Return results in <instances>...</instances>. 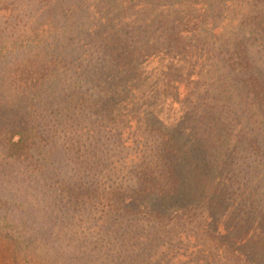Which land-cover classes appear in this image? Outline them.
I'll use <instances>...</instances> for the list:
<instances>
[{"label": "trees", "instance_id": "obj_1", "mask_svg": "<svg viewBox=\"0 0 264 264\" xmlns=\"http://www.w3.org/2000/svg\"><path fill=\"white\" fill-rule=\"evenodd\" d=\"M78 5L86 14L63 27L55 57L14 63L0 82V92L29 99L0 107V264H264V70L251 71L248 46L225 45L215 17L197 7L170 19L159 0ZM13 12L0 1V32ZM89 17L113 30L107 69L90 58ZM194 39L210 57L192 61L197 78H185L173 57ZM156 50L174 54L165 62ZM152 54L164 62L159 73L142 64ZM221 77L233 89L211 94L210 78ZM164 100L178 107L159 111ZM254 113V124L241 116ZM185 120L201 130L196 146L178 127ZM233 120L243 125L237 153L262 175L238 191L226 178L216 188V173L236 158L229 149L214 156L210 142L233 137Z\"/></svg>", "mask_w": 264, "mask_h": 264}, {"label": "rangeland", "instance_id": "obj_2", "mask_svg": "<svg viewBox=\"0 0 264 264\" xmlns=\"http://www.w3.org/2000/svg\"><path fill=\"white\" fill-rule=\"evenodd\" d=\"M0 1L12 8L14 11L13 14L16 16V19H14L13 15L8 18L5 17L10 21V25L0 32L1 83L3 79H6L7 72L14 63H19V61L30 59L47 61L50 57H55L57 53L56 39H59V42L62 41V36L66 35V32H64L65 28L68 26L73 27L76 24H80L81 18L84 16V14H86L84 13L85 10L80 9L81 6L78 5L79 3H82V0H61L60 2H56L55 0L54 2H39V0ZM95 1L96 0H89V3L93 4L95 3ZM159 1L162 2L163 5L167 8L165 12L169 14L167 17L170 19H176L178 16H183L184 12H186L188 9H196V7L198 9L201 8L202 10H204L202 11V13L206 11L210 17L214 16L216 20H213V22L215 23L211 25V27L218 25L219 27L215 29L218 33L222 32L223 30L222 37L224 38V41L226 40L225 45L227 44L229 47H231L234 46V44L238 43V41H243V43L248 46L251 52L250 61L253 66L251 71L255 72L259 76H262V71L264 70V5L262 4L261 0H205V5L203 6H200L204 4L203 0H201L199 4L193 3L194 0H175L173 3L174 6L164 4L170 3L167 2V0ZM25 3H29L28 7H24L26 6ZM149 3H151V1H149ZM180 4H182L183 6H180ZM174 9L181 10V13L170 11ZM0 19L1 21L4 20L1 15ZM96 23V18L93 19V21L90 18L85 22L86 31H90V33H87L92 34L91 42L95 41V48L91 49L89 51V54L90 58L98 59L103 62L104 67L101 65L100 61L98 62V64H100V66L98 67L102 66L103 68H105L106 64H110L111 57H113L112 54H106L105 52L106 47L108 46L107 43L110 41V38L111 40H113L115 36L111 35V33L113 32L112 29L110 30L109 27L104 25L96 26ZM4 25L5 24H3V26ZM201 34L203 37L209 36V32H202ZM140 37L141 38H139V40L136 39V44H139V41L143 39V36L140 35ZM188 46L190 47L189 49H182L181 54L178 55L177 53L178 56L174 55L173 60L177 62L179 67L187 68V71L183 70V72L179 73L181 74L180 76L185 74V78L189 76L197 78V71H195L192 75L190 74V69H192V67L194 66L192 61H195V66H198L206 60L207 56L210 57V55H206L201 58L202 50L199 49L201 47V41H199L198 39L191 40L188 43ZM207 46L209 47V45ZM156 51L158 55L162 57V54L158 52V50ZM114 52L115 51L113 50V53ZM204 52L206 51L204 50ZM193 53H195V57H193ZM171 54L174 53L171 52ZM171 54L168 55L167 53L164 58L162 57V59L164 61H169L168 58L171 56ZM148 61L151 62H149L150 64H148V66L150 65L153 73H159L161 71L160 68L161 65L164 64V62H161L159 57L152 54L150 59H146L142 62L143 66H146ZM210 62L214 63L213 60H211ZM216 67H214L213 69L216 70ZM143 70H145L144 72L147 73L149 69L147 67H144ZM220 71L221 70L217 69L214 72V76L219 75ZM205 74H209V72ZM210 80L213 81V83H211L208 88L211 94L216 93L217 89H233V86L231 84H229L225 88L224 86H221L224 80L223 77L215 79V81L211 78ZM206 85L207 83L200 82L199 87L194 88L193 92H195V94H193V97H195L196 93L200 92V90H203ZM183 88L184 86L183 84H181L178 86V89H176L182 91ZM1 90L2 89L0 88V91ZM28 101L29 99H20L18 96L12 94V92L9 91H5V93L0 92V107L3 108L8 107L11 109L13 106H16V104H27ZM158 106L159 111L163 112L166 109L171 108L172 106L173 108L178 107L177 104H173L172 102H170V100H164L162 104ZM241 116L245 119V121L254 124V120L259 117V114L254 113L251 116L242 114ZM245 121L244 123L246 124ZM231 123L233 127L230 130H232L231 135L233 137H231L227 132H222L221 140H229V142L225 144L223 149L222 146L219 145L221 140L216 142V136L210 139V142H212L213 140L215 141V149H212L214 156H216L222 150L224 151L225 149H229V151H232L230 152L232 154V157L236 158V160H231L229 164H224L222 166L221 173H216V188H225L224 185L226 178L228 180L227 185L229 187V191H238L241 183H244V181L251 182V180L254 178L258 180L262 175H259L258 177L253 176L251 166L253 167V165L255 164L248 166V158L243 157L240 152L237 153L236 148L239 149L238 142L241 140H239L236 136H238L242 132L239 130V128H243V125H239L236 120H233V122ZM193 126L194 124L191 125L188 120H185L184 123H178V127L183 129L188 138L192 139L196 146L197 139L201 137V130L192 128ZM236 145H238V147ZM208 150L210 151V148H208ZM191 157L192 156L188 154V158ZM216 161L217 165L221 164L218 158L216 159ZM211 164H213L212 161ZM203 169L205 171H211L207 168ZM11 179L13 180V182L16 181L12 177ZM14 183L15 185L17 184V182ZM247 188L248 187L246 186V189ZM17 191L18 190H16V192ZM228 198L230 200L231 194L228 196Z\"/></svg>", "mask_w": 264, "mask_h": 264}]
</instances>
